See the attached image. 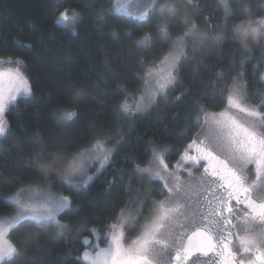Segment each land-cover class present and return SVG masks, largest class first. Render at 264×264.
<instances>
[{"label": "trees", "instance_id": "trees-1", "mask_svg": "<svg viewBox=\"0 0 264 264\" xmlns=\"http://www.w3.org/2000/svg\"><path fill=\"white\" fill-rule=\"evenodd\" d=\"M159 2L175 3L176 12L158 7L141 31L123 22L113 28V17L122 14L109 8L110 0H0V58L22 59L34 90L33 98H18L7 111L6 134L0 137V213L10 208L6 195L16 186L45 183L44 175L57 185L55 177L66 163H58L55 172L46 167L42 173L35 162L42 150L45 159L63 156L66 161L101 137H111L116 143L112 161L102 174L87 190H78L82 222L61 231L54 223L46 229L35 222L14 227L11 237L22 251L11 264H86L76 258L82 256L81 239L94 226L106 230L121 209L131 214V224L138 226L133 232L137 231L152 213L151 200L158 198L162 185L141 181L134 166L145 165L156 146L169 149L171 157L184 148L195 133L198 105L214 103L217 106L211 109H221L220 96L227 94L225 88L238 73H243L250 101L258 103L264 92V48L254 45L248 53L228 39L219 50L216 46L217 37L224 34L220 25L225 0ZM227 4L229 20L241 16L246 20L247 12L256 21L264 19V0H227ZM66 9L69 15L79 14L77 23L56 25L53 13ZM185 11L197 25L196 42H189L180 60L176 85L148 112L135 118L125 116L121 105L128 94L140 89L147 67L170 50L171 43L163 42L157 29L167 27L178 34L185 29ZM146 32L152 39L138 45ZM61 108L77 116L61 121ZM60 220L76 223L77 217L65 210Z\"/></svg>", "mask_w": 264, "mask_h": 264}, {"label": "snow or ice", "instance_id": "snow-or-ice-1", "mask_svg": "<svg viewBox=\"0 0 264 264\" xmlns=\"http://www.w3.org/2000/svg\"><path fill=\"white\" fill-rule=\"evenodd\" d=\"M55 2L60 3V0ZM112 7L122 14L113 17L116 21L113 28L123 22L135 24L141 31L153 19L158 7L173 13L177 10L175 3L161 5L159 0H127L126 3L115 0L114 4L110 0L109 8ZM229 14L230 9L225 0V18L220 25L224 34L216 39L218 50L225 39L238 44L248 53L254 45L264 48V19L256 21L252 18L254 14L247 12L249 18L246 20L243 16L229 20ZM78 17L75 11L69 15L67 9L58 15L53 13L54 23L64 27L75 25ZM184 17L185 29L178 34L170 33L167 27L157 29L161 40L170 42L177 53H168L145 72V83L148 76L160 73L156 80L157 88L153 91V102L148 108L155 104L156 96L165 95L170 87L176 85L180 57L186 55L184 50L190 41L193 44L196 42L197 25L190 22L187 11ZM238 28L246 43L242 44L237 39ZM151 39V33L146 32L137 44L148 43ZM4 63L16 64L17 67L0 68V117L18 98L34 97L30 77L21 71L26 66L23 61L17 58ZM166 64L168 71L165 76ZM240 67H243V61ZM242 79V72L232 77V85L225 88L227 94L222 93L220 96L223 105L220 111L209 110L217 106L214 103L198 105L194 121L195 133L183 148L172 170H169L164 154L155 150L148 161L149 167H141L139 164L134 166L135 173L140 174L141 178L147 174L149 180L161 183L160 194L163 199L158 202L161 212L131 241L123 225H109L103 237L104 246L100 247L97 243L98 250L90 257L91 264H187L191 257L197 254L208 256L209 253L220 258L219 264H264V195H261L264 193V92L259 94L258 103L250 102L247 89L238 83ZM183 94L175 99L180 100ZM148 108L121 105V111L128 117L146 112ZM58 112L61 121H70L77 116L75 111L62 108ZM5 134L6 128L0 118V136ZM90 151L92 149L84 148L66 161L63 156L45 159L43 150L37 154L35 162L42 173L46 167L55 172L60 162L66 163V167L55 177V191L52 181L44 175L47 187L46 190L41 189L38 195L24 199V189L20 188L6 197L15 207L6 214L0 213L3 216L0 219V264H11L12 259L22 251L7 238L5 226L14 229L23 222H35L38 228L46 229L54 223L57 230L61 231L73 229L82 222L84 213L80 211L78 190L88 189L90 182L111 162L114 149L107 150L103 156H90ZM152 164L157 166V170L153 171ZM181 170L187 173L190 178L188 181L182 179ZM197 174L200 191L194 194L185 191V184L191 187V178ZM169 176L175 179L172 186L169 185ZM165 201L170 203L165 205ZM65 210L76 215V223H62L58 219ZM123 211L121 209V214ZM164 231L168 233L167 238L163 236ZM90 232L96 234L97 230L92 228ZM82 242L90 243L88 237H83ZM239 253L250 255L247 260L241 258L237 261ZM85 256L89 254L86 252ZM48 264L57 262L48 261Z\"/></svg>", "mask_w": 264, "mask_h": 264}, {"label": "rangeland", "instance_id": "rangeland-1", "mask_svg": "<svg viewBox=\"0 0 264 264\" xmlns=\"http://www.w3.org/2000/svg\"><path fill=\"white\" fill-rule=\"evenodd\" d=\"M120 2L121 3H126L127 0H120ZM170 52L173 55H175L177 53V49L173 48L172 44L170 45V50L168 51V53H170ZM181 58H182V56L180 57V60H181ZM16 59L17 58H12V57H2V58H0V68L8 69V68H15V67H17L16 64L4 63V61L16 60ZM18 59H20V58H18ZM20 60H22V59H20ZM23 63H24V61H23ZM169 63H170V61H169ZM152 67H153V65L147 67L146 71L149 68H152ZM21 71L24 72L26 75H28L27 72H26V70H25V67H22L21 68ZM167 71H168V65L166 64L164 66V75L165 76L167 75ZM159 75H160V73L155 72L153 75L148 76L146 78L147 79V83H145L144 82L145 81V73H144L143 78H142V86L140 87V89L138 91H136V92H132V93L128 94V96L126 97V99H125V101L123 102L122 105H125L127 107H133V106H137L138 105L141 109L148 108V106L150 104H152V102H153V99H154V97H153V91L157 88L156 80L159 77ZM176 75H177V73H176ZM262 77H264V70L262 72ZM238 83L242 87L246 88L245 83H244L243 80L242 81L238 80ZM5 84H7V78H5ZM170 89H171V87L167 90V92H166L165 95L156 96L155 97V104L160 99L159 98L160 96L161 97H167L168 91ZM252 103H254V102H252ZM152 107L148 108V110L146 112H148ZM209 110L210 111H220V109H209ZM146 112H140V113H137L136 115L143 114V113H146ZM135 116L134 117H131V118H135ZM0 118L3 119L4 126L7 129V122L8 121H7L6 116L3 115V117H0ZM93 145H96V147L93 148ZM85 148L92 149V151H90V153H89L90 156H103L107 150L114 149V152H115L116 143L112 140L111 137H101V138L95 140L91 145H89V146H87ZM81 150H79L78 152H80ZM154 150L156 152H158V153H163L164 154V156H165V162L169 165V170H172L173 167L175 166L176 162L179 160L180 154L183 151V148L182 149H179L177 152H175L174 153V156H172V157L170 156V150L168 149V151H167V148H163V147H160V146H156V147H154ZM114 152H113V154H114ZM112 158H113V155H112ZM151 158H152V154H151L149 160H151ZM149 160L146 161V164L145 165H141V167H149V164H148V161ZM111 161H112V159H111ZM107 165L100 171V173L96 176V178L99 175L102 174V172L105 170V168L107 167ZM187 166L188 165H185V167H187ZM96 167H99V165H96ZM151 167H152L153 171L157 170V166L155 164H152ZM92 171L94 172L95 171V168H93ZM193 171H195V169H193ZM165 175H167V174H165ZM180 175H181L182 179L185 180V181H188L190 179L187 176V173L183 172V170L180 171ZM138 177H139V179H142L141 181H143L145 183H151L152 182L151 180H149L147 174H144L143 175V178H141V175L138 174ZM168 180H169V185L170 186H172L175 183L174 177L169 176L168 177ZM198 181H199V175L197 174L196 177L191 178V187H189L187 184H185V186H184L185 191H190L193 194L196 193V192H198V191H200L201 186L199 185ZM92 182H90V184ZM46 187H47L46 186V183H44V182H33V183L21 184L19 186L14 187L11 190V192L9 194H7L6 196H9L12 193L16 192L17 189L23 188L24 189L23 198L24 199H27L30 196L38 195L39 194V191L41 189H45L46 190ZM29 188H31L32 191H28ZM53 191H55V187H53ZM160 193H161V190H158V192H157L158 198H155V197L152 198L151 202L153 201V203H154V206H153L152 211H151L152 213L148 216L149 218L146 219V222L143 225H141L139 227V229H137V231L133 232V229L135 227H138V226H134L133 227V225L131 224V218L132 217H130V215H131L130 213L123 212V214H121V212H120L119 213V216H118V219L113 222V223H115L117 225H123V228L126 230V235H127V238H128L129 241L136 239V237L146 227H148L150 225L151 221L154 220L160 214L161 207H160V204L158 202L163 199V196ZM64 194H68V193L65 192ZM166 194L167 193H165V195ZM0 197H1V195H0ZM134 200H135V202L137 201L136 198ZM7 203L10 205V208L7 211L2 212L4 214H6L7 212H9L10 210H12L15 207L11 203V201L9 199H8ZM168 203H170V201H165V205H167ZM0 219H3V216L2 215H0ZM58 219H60V216H58ZM113 223H111V224H113ZM11 230L12 229H8L7 226H5V231L7 233V238L10 239L14 243V241L12 240V237H11ZM108 230H109V227L106 228V230H103V231L102 230L98 231V229H97V234L95 236V239L99 242V246L100 247H103L104 246V244H103V237L105 236V234H107ZM163 236L165 238H167V236H168L167 231H164L163 232ZM95 246L97 247V244L96 243H95ZM97 250H98V248H96L95 251H97Z\"/></svg>", "mask_w": 264, "mask_h": 264}, {"label": "flooded vegetation", "instance_id": "flooded-vegetation-1", "mask_svg": "<svg viewBox=\"0 0 264 264\" xmlns=\"http://www.w3.org/2000/svg\"><path fill=\"white\" fill-rule=\"evenodd\" d=\"M5 116L7 115V111L4 114ZM261 195H264V193H261ZM92 228H95L96 230L98 229V231H100L99 227L94 226ZM91 228V229H92ZM97 234V233H96ZM96 234H93L92 232L90 234H88L87 236L84 237H88L90 243L88 244H84L83 242V250H82V256H76L77 259L79 260H83L86 264H91V259L90 257L92 255L95 254V250H96V246L95 243L97 244L98 241L95 239ZM81 241H83V238L81 239ZM236 244V242H234V245ZM88 253L89 256H85V253ZM250 254L247 253H239L237 256V261H239V259L243 258L245 260H247V258L249 257ZM198 257V258H197ZM219 257H216L214 253H209L208 256H204L202 254H197L196 256H193L189 259V261H187V264H219Z\"/></svg>", "mask_w": 264, "mask_h": 264}, {"label": "clouds", "instance_id": "clouds-1", "mask_svg": "<svg viewBox=\"0 0 264 264\" xmlns=\"http://www.w3.org/2000/svg\"><path fill=\"white\" fill-rule=\"evenodd\" d=\"M236 33H237V39L239 40L240 43L243 44V43H246L247 42L246 39H245V37H244V35H243V33L240 31L239 28L236 30Z\"/></svg>", "mask_w": 264, "mask_h": 264}]
</instances>
